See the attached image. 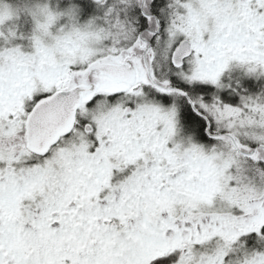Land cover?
Returning <instances> with one entry per match:
<instances>
[{"label":"snow or ice","instance_id":"snow-or-ice-1","mask_svg":"<svg viewBox=\"0 0 264 264\" xmlns=\"http://www.w3.org/2000/svg\"><path fill=\"white\" fill-rule=\"evenodd\" d=\"M0 264H264V0H0Z\"/></svg>","mask_w":264,"mask_h":264}]
</instances>
